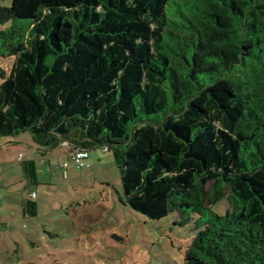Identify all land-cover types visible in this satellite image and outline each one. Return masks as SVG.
<instances>
[{
    "label": "trees",
    "instance_id": "trees-1",
    "mask_svg": "<svg viewBox=\"0 0 264 264\" xmlns=\"http://www.w3.org/2000/svg\"><path fill=\"white\" fill-rule=\"evenodd\" d=\"M6 58L0 139L105 148L131 210L196 218L185 264H264V0H11Z\"/></svg>",
    "mask_w": 264,
    "mask_h": 264
},
{
    "label": "rangeland",
    "instance_id": "rangeland-1",
    "mask_svg": "<svg viewBox=\"0 0 264 264\" xmlns=\"http://www.w3.org/2000/svg\"><path fill=\"white\" fill-rule=\"evenodd\" d=\"M12 61L0 59V70L8 72ZM30 137L25 132L1 140ZM88 154L80 170L65 160L67 179L56 172L53 182L42 177L36 185L24 181L37 195L35 217L22 215L27 197L16 175L11 183L0 184V217L6 221L0 226V264H185L196 218L189 214V221L180 225L175 213L151 220L131 210L124 204L113 154L101 147ZM227 209L226 199L213 208L218 214Z\"/></svg>",
    "mask_w": 264,
    "mask_h": 264
},
{
    "label": "crops",
    "instance_id": "crops-1",
    "mask_svg": "<svg viewBox=\"0 0 264 264\" xmlns=\"http://www.w3.org/2000/svg\"><path fill=\"white\" fill-rule=\"evenodd\" d=\"M72 154L73 149L66 141H60L54 147L41 148L35 145L32 137L25 141L20 138H15L13 140L0 139V165L3 164L0 168V184L7 185V183H11V181H8L16 175L18 183L23 184L22 191L25 196L35 195L33 191H29V187L24 183L25 180L22 175L21 164L26 161L33 162L36 167V180L42 177L44 180L53 182L56 172H58L63 179L68 178L69 164L65 160L67 159L72 162ZM64 163L67 164V168L65 169L61 167V164ZM18 169H20L19 174ZM19 191H21V189L17 190V192ZM36 198L37 195L34 196V199ZM5 225L6 221L2 220L0 217V226L4 227Z\"/></svg>",
    "mask_w": 264,
    "mask_h": 264
},
{
    "label": "built area",
    "instance_id": "built-area-1",
    "mask_svg": "<svg viewBox=\"0 0 264 264\" xmlns=\"http://www.w3.org/2000/svg\"><path fill=\"white\" fill-rule=\"evenodd\" d=\"M106 149L103 148V152H105ZM88 151H85V150H81V149H78V150H75V152L72 154V162L74 164V168L76 170H79L81 168H83L85 165H87V160H88ZM61 167L62 168H67V164L64 163V164H61ZM34 194L31 195L32 198H34Z\"/></svg>",
    "mask_w": 264,
    "mask_h": 264
}]
</instances>
